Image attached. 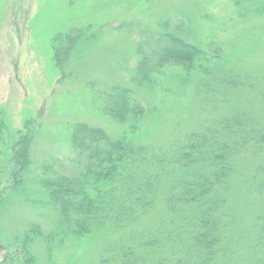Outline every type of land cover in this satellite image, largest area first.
I'll return each instance as SVG.
<instances>
[{
    "label": "rangeland",
    "instance_id": "obj_1",
    "mask_svg": "<svg viewBox=\"0 0 264 264\" xmlns=\"http://www.w3.org/2000/svg\"><path fill=\"white\" fill-rule=\"evenodd\" d=\"M73 30H82L84 39L59 68L55 39L57 45ZM166 31L220 58V74L248 76L264 88V0H0V264H21L18 235L32 224L55 232L56 213L45 203L41 183L50 174H76L68 141L73 125L87 123L114 140L127 135L137 145L166 150L233 109H262L257 91H228L211 80L201 87L200 74L188 77L175 65L157 72L153 88L133 87L140 44ZM117 84L150 113L127 123L103 113L96 92ZM28 122V130H37L32 166L24 194H16L10 191V150ZM250 169L241 165L231 182L235 229L216 264H264V236L256 230L260 201L249 197L241 177ZM160 213L158 206L137 228L150 226ZM115 243L114 235L101 232L91 239H56L49 248L34 242L30 252L36 264H116L109 251Z\"/></svg>",
    "mask_w": 264,
    "mask_h": 264
},
{
    "label": "trees",
    "instance_id": "obj_2",
    "mask_svg": "<svg viewBox=\"0 0 264 264\" xmlns=\"http://www.w3.org/2000/svg\"><path fill=\"white\" fill-rule=\"evenodd\" d=\"M82 39V30L60 37L57 45L55 39L57 67L67 64ZM138 52L140 61L130 79L135 88H153L157 72L175 65L188 77L200 74L201 87L211 80L228 91H257L264 99V88L253 85L257 80L220 74V58H212L176 32L146 38ZM234 80L238 86L234 87ZM96 94L102 112L116 122H138L150 113L121 85ZM30 125L26 124L25 135L10 150V191L16 194H24L25 176L32 166V132L37 130H28ZM2 129L1 122L0 135ZM68 141L77 158L76 174H50L41 183L44 201L56 213L55 232L46 234L40 225L32 224L18 235L24 244L21 254H16L22 256L21 264H36L30 252L34 242L49 248L56 239H91L101 232L115 236L109 251L116 264H216L227 253L235 229L231 182L240 176L241 165L253 167L241 177L246 179L249 197L260 201L256 230L264 236V105L257 113L233 109L166 150L137 145L127 135L114 140L87 123L73 125ZM158 206L160 217L138 229L140 221ZM107 260L110 257L103 261Z\"/></svg>",
    "mask_w": 264,
    "mask_h": 264
}]
</instances>
